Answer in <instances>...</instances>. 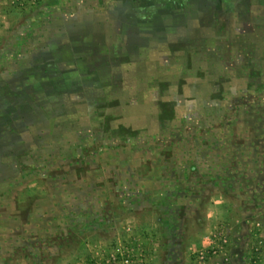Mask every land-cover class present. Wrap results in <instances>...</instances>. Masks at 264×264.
<instances>
[{
    "label": "rangeland",
    "instance_id": "rangeland-1",
    "mask_svg": "<svg viewBox=\"0 0 264 264\" xmlns=\"http://www.w3.org/2000/svg\"><path fill=\"white\" fill-rule=\"evenodd\" d=\"M70 3L8 11L0 264H264V0Z\"/></svg>",
    "mask_w": 264,
    "mask_h": 264
},
{
    "label": "crops",
    "instance_id": "crops-1",
    "mask_svg": "<svg viewBox=\"0 0 264 264\" xmlns=\"http://www.w3.org/2000/svg\"><path fill=\"white\" fill-rule=\"evenodd\" d=\"M82 1L85 2V0H70V4H66L65 7H68L69 5H73V3L75 4V6L73 5V7L71 9H73L74 7L79 11L80 9H84V7H86L85 5L86 4H80L82 3ZM96 1V0H95ZM58 3H62V0H53V5L51 6L52 8L55 7V5ZM91 2V1H90ZM68 3V2H66ZM79 4V5H78ZM62 6V4H60ZM12 7H16L12 0H0V44L1 42H5V36L4 34L7 32V31H10L12 28H11V21L8 19L9 15H8V11L12 8ZM17 8V7H16ZM70 9V8H68ZM82 13V12H81ZM16 19H18L16 17ZM22 21V20H20ZM19 21V22H20ZM18 25V23H17ZM9 33V32H7ZM2 50H0V56H3L2 55Z\"/></svg>",
    "mask_w": 264,
    "mask_h": 264
},
{
    "label": "built area",
    "instance_id": "built-area-1",
    "mask_svg": "<svg viewBox=\"0 0 264 264\" xmlns=\"http://www.w3.org/2000/svg\"><path fill=\"white\" fill-rule=\"evenodd\" d=\"M41 1L43 0H13V4L19 9H27L35 7ZM125 263L129 264V261L127 260Z\"/></svg>",
    "mask_w": 264,
    "mask_h": 264
}]
</instances>
